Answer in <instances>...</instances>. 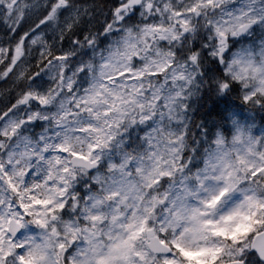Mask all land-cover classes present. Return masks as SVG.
<instances>
[{
    "label": "clouds",
    "instance_id": "9594fccd",
    "mask_svg": "<svg viewBox=\"0 0 264 264\" xmlns=\"http://www.w3.org/2000/svg\"><path fill=\"white\" fill-rule=\"evenodd\" d=\"M264 264V0H0V264Z\"/></svg>",
    "mask_w": 264,
    "mask_h": 264
},
{
    "label": "snow or ice",
    "instance_id": "6c2138e0",
    "mask_svg": "<svg viewBox=\"0 0 264 264\" xmlns=\"http://www.w3.org/2000/svg\"><path fill=\"white\" fill-rule=\"evenodd\" d=\"M165 264H174V262L166 261Z\"/></svg>",
    "mask_w": 264,
    "mask_h": 264
}]
</instances>
